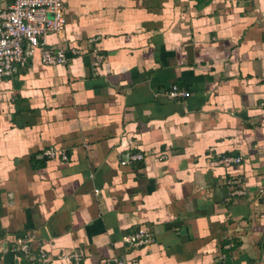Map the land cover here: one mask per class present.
<instances>
[{
	"label": "crops",
	"instance_id": "obj_1",
	"mask_svg": "<svg viewBox=\"0 0 264 264\" xmlns=\"http://www.w3.org/2000/svg\"><path fill=\"white\" fill-rule=\"evenodd\" d=\"M65 17L46 38L65 64L36 54L0 81V264L25 233L51 264H264V0H65ZM141 225L154 241L132 247Z\"/></svg>",
	"mask_w": 264,
	"mask_h": 264
},
{
	"label": "built area",
	"instance_id": "obj_2",
	"mask_svg": "<svg viewBox=\"0 0 264 264\" xmlns=\"http://www.w3.org/2000/svg\"><path fill=\"white\" fill-rule=\"evenodd\" d=\"M66 22L65 0H12L3 5L0 0V81L16 75L37 54L44 65L65 64L69 57L63 46H49L46 38L48 34L59 32ZM72 55L78 54L79 49L71 47ZM97 63V62H95ZM189 92L174 85L168 90L169 98H185ZM47 157L59 156L67 159L65 151L47 148ZM141 151H129L122 154L119 164L130 166L144 159ZM220 162L238 163L240 157L224 156ZM132 247L148 246L154 241L151 230L141 225L135 232L126 237ZM33 236L25 233L15 238L12 250L16 254L14 264H51V257L41 246H32ZM84 257L83 250L75 248L65 252L60 258H69L79 262ZM106 264H124L118 259L106 261Z\"/></svg>",
	"mask_w": 264,
	"mask_h": 264
}]
</instances>
